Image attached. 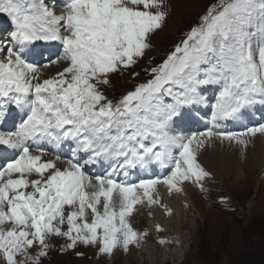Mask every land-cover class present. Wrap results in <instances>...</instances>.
Segmentation results:
<instances>
[{"label":"snow or ice","instance_id":"snow-or-ice-1","mask_svg":"<svg viewBox=\"0 0 264 264\" xmlns=\"http://www.w3.org/2000/svg\"><path fill=\"white\" fill-rule=\"evenodd\" d=\"M0 14L12 25L8 39H0V122L13 105L23 113L15 130H0V146L15 151L11 159L0 152L7 159L0 165V264H42L52 237L66 241L62 252L83 245L97 247L98 255L127 253L148 235L130 222L137 204L171 215L154 195L157 185L181 193L190 182L205 191L211 173L197 160L203 147L219 140L246 148L264 136V123L219 130L264 105V0H219L150 70L152 79L115 103L102 89L151 47L168 15L165 0H0ZM38 42L58 43L62 52L43 65L29 62L44 55ZM52 65L60 70L46 77L42 68ZM206 85L220 86L211 127L176 131L184 108L207 105ZM66 141L74 145L71 158L44 159L51 153L41 145L56 149ZM101 161L108 163L105 174H85L86 165ZM150 165L169 174L118 179Z\"/></svg>","mask_w":264,"mask_h":264},{"label":"rangeland","instance_id":"rangeland-1","mask_svg":"<svg viewBox=\"0 0 264 264\" xmlns=\"http://www.w3.org/2000/svg\"><path fill=\"white\" fill-rule=\"evenodd\" d=\"M218 4L219 0H199L198 3L192 1L188 6L189 10L184 11L181 9L185 7L184 1L165 0L168 15L162 28L151 35V47L145 51L143 58L131 68L110 75V85L102 89L108 99L115 103L127 93L134 91L137 85L152 79L150 70L162 64L176 45L186 38V34L200 23L201 17L208 9ZM7 19L0 14V20L8 21ZM5 28L7 31L2 35V39H8V33L11 31L8 27ZM53 66V71L60 70L61 66ZM196 107L200 109L197 105ZM263 108L264 105H254L247 109L244 115L249 118L264 115ZM186 116L183 114V119L178 120L175 130L177 126L186 124L189 120ZM257 176L251 174L249 181L239 186L241 182L238 183L234 179L223 185L211 175L206 179L207 182H203L205 191L187 182L186 190L194 194L193 198H189L192 204L172 200L182 195L172 192L169 196V201L172 202L169 203L173 209L180 208V212L175 213L176 210H172L171 215L165 213V219L168 221L162 227L164 230L155 234L149 218V208L141 204L136 205L130 222L136 231L142 233L146 230L148 235L141 241L139 247L130 245L127 253L117 248L110 256L98 255L97 247L83 245L62 252L61 246L66 241L60 237H52L50 240L52 247L48 255L42 258V264H125L130 253L134 252L137 253V261L133 260L130 264H264V173L258 178ZM165 191L167 192V189ZM114 199L117 200L116 197ZM227 199L230 200V204L226 202ZM194 204L197 210L193 207ZM188 223L192 224L191 228ZM167 231L170 232L169 235ZM170 235L173 237L175 235L176 238L170 239ZM159 240L166 243L161 245L158 243ZM166 244L168 248L165 252L169 256V261L165 258L154 261L151 247L164 248ZM143 250L146 252L141 255Z\"/></svg>","mask_w":264,"mask_h":264},{"label":"bare ground","instance_id":"bare-ground-1","mask_svg":"<svg viewBox=\"0 0 264 264\" xmlns=\"http://www.w3.org/2000/svg\"><path fill=\"white\" fill-rule=\"evenodd\" d=\"M182 1H184V3H185V7L181 8L184 11L189 10L188 6L191 4L192 1L196 2V3L199 2V0H182ZM175 17H176V14H175ZM3 25H4V22L0 21V38L2 37V34L4 32V29L2 28ZM5 40H6V38H5ZM50 45L51 44H44L43 42H38V47H36V51L37 52H43L44 55H42V56L41 55L28 56V57H26V59H28L29 62L36 63V64L40 63L42 65L47 63L50 59H54L53 56L55 54V48H51ZM56 50H58V46H57ZM52 66L49 68H42V72L44 73V75L46 77L55 75L56 72L58 71V69L56 71H53ZM210 105H211V103H207V105H204V104L197 105L200 108V110H203L205 112L204 116L208 117V119H210V117H211ZM178 120H180V119H178ZM205 128L206 127L202 128L199 131H196L193 129L190 133H186V134L202 132ZM219 130L220 131H226V132H241L244 130V128L236 126V125H230L229 122H226L225 125ZM44 159H52V158H50L49 156H46V157H44ZM197 160L206 171L211 173V175L213 176L214 179H216L218 182L222 183L223 185H225L226 183H230V180L234 179V181H238V183L241 182L239 186H242L244 182L246 183L249 181L251 174H256V176L258 175L257 176V178H258L261 174L264 173V136L258 134L256 137L251 138V140H250V142L246 148H244V147H242V146H240L234 142L229 143L227 141L221 142L219 140H214V141L210 142L208 145H206L205 147H203L197 153ZM58 166L63 167L64 164L58 162ZM153 169H154V172H157L156 176H158V177H160L161 174L164 172V169H161V168L159 169L158 166H156V165H153ZM107 170H108V168L106 169V171ZM106 171L101 172V174H105ZM147 172H148V169H142V171H141V173L143 175L146 174ZM135 176H136V174L133 171V174L132 175L130 174L127 178L129 180H131V182H133V179L135 178ZM146 179H153V178L146 177ZM207 181L208 180H205L204 182H207ZM166 189H165L164 185H157L155 188V191H154V195L159 196L160 201H161V205L166 206V208L169 211L173 212L172 210H176V212L174 211L175 213L180 212V208H175V207H174V209L172 208L171 204L169 203V202H172V201H169V198H170L169 196H171V193L169 192L168 189L166 192L165 191ZM141 192H142V190H141ZM173 193H175V192H173ZM181 193H182V195H180L176 198H173L172 200H175V201L178 200V201H180V203L185 202L186 204H188V203L192 204V201L190 199H191V197L193 198L194 194L192 192H189V190H186V183L183 185V192H181ZM114 197H116L118 200V197L115 196V194H114ZM226 202L228 204H230L229 199H227ZM137 205H139V204H137ZM193 207L196 209L195 204ZM182 208H184V207H182ZM164 211H165V208L161 207V206H153L152 208H149V213H151V214H149V218H150V221L152 222V228H153L154 234L158 233L156 231V225H159L160 228L162 230H164L162 227H164V224H166V221H168V219L167 220L165 219V213L166 212H164ZM183 215H184V212H183ZM188 226H190V228H191L192 224L188 223ZM179 232H180V230H179ZM167 233H168V231H167ZM169 233L167 235H169ZM169 237L171 239V237H173V235L172 236L170 235ZM174 237H175V235H174ZM180 243H182V242H180ZM167 248H168L167 244H166V246H164V248H161L158 246H152L151 247V250H153V254L151 253L153 255L152 259H154V261H159V260L161 261L164 258L168 260L169 256H167V252H165V249H167ZM144 252H146V250L145 251L143 250L141 252V255L145 254ZM129 256H130L129 259L125 260V264H130L133 260L137 261V253H135V252L132 254L130 253ZM174 256L175 255H173V258H175ZM139 260L141 261L140 257H139ZM175 263H176V261H175Z\"/></svg>","mask_w":264,"mask_h":264}]
</instances>
